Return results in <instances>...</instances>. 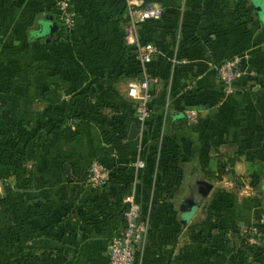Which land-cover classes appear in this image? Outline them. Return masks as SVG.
I'll use <instances>...</instances> for the list:
<instances>
[{
  "label": "crops",
  "instance_id": "crops-1",
  "mask_svg": "<svg viewBox=\"0 0 264 264\" xmlns=\"http://www.w3.org/2000/svg\"><path fill=\"white\" fill-rule=\"evenodd\" d=\"M56 2L0 0V194L10 185L27 244L60 249L63 264H107L131 193L149 223L132 264H241L236 236L264 223V11L247 18L253 0H136L163 13L132 23L126 0H71L74 25L61 31ZM132 40L157 49L145 65L153 80L143 123L126 94L141 77L121 54ZM243 51L247 73L226 94L215 66ZM70 101L88 116L41 135ZM227 142L236 161L222 172L211 149ZM19 153L28 157L17 179L7 162ZM93 160L111 172L100 188L85 180ZM241 174L256 182L249 193L234 186ZM200 179L212 187L192 207ZM218 227L229 238L222 250L210 237ZM18 248L0 229V264Z\"/></svg>",
  "mask_w": 264,
  "mask_h": 264
},
{
  "label": "built area",
  "instance_id": "built-area-1",
  "mask_svg": "<svg viewBox=\"0 0 264 264\" xmlns=\"http://www.w3.org/2000/svg\"><path fill=\"white\" fill-rule=\"evenodd\" d=\"M126 1L131 18L134 16L138 20L151 19L159 17L163 13V7L159 5L136 8V0ZM70 3L71 0H57L56 2L58 19L66 29H70L74 25V13L70 10ZM131 42L135 48L136 58L140 62L142 73L140 79L128 83L126 94L133 101L135 118L143 123L150 114L148 105L150 98L149 84L153 80L146 72L145 65L157 49L152 45L144 46L137 40ZM248 58L249 53L243 51L230 56L215 66L217 76L226 94L232 93L234 82L247 73L245 66ZM172 61L175 62L176 59L172 58ZM184 116L187 121L193 122L197 118V112L187 110L184 112ZM138 166H143V163L138 162ZM110 175L109 168L99 161L93 160L86 170L85 180L91 187L100 188L107 183ZM123 201L127 204V208L123 212L124 224L119 233L111 238L107 264H132L136 252L142 248L148 233L149 223L141 217L133 195L131 193L125 194ZM243 231L249 234L248 243L259 244L258 239L255 237L256 230L254 227H248Z\"/></svg>",
  "mask_w": 264,
  "mask_h": 264
},
{
  "label": "trees",
  "instance_id": "trees-1",
  "mask_svg": "<svg viewBox=\"0 0 264 264\" xmlns=\"http://www.w3.org/2000/svg\"><path fill=\"white\" fill-rule=\"evenodd\" d=\"M249 13L251 15H258L256 8L253 5L249 11H246L245 16L247 17ZM241 17L243 19V16ZM247 18L245 20H247ZM242 22L244 21L242 20ZM56 29L61 31L67 30L60 21L58 23V27L56 26ZM134 50L135 49L133 45H123L121 54L122 57L124 56V60L127 59L132 64L134 67L133 72L135 74L141 75L140 64L136 59ZM75 103L76 102L71 103V101L68 103L61 119L46 120L43 123L41 129H39L40 133L42 129H46V133L41 135L49 136L56 134L60 130L66 131L65 126L68 120L84 118V116H88L87 112L77 108ZM93 112L96 113L95 111ZM36 147L37 145L35 148ZM233 150L234 145H232L230 142L219 144L211 149V154L217 159V166L220 171L225 172L227 166H232L235 163L236 157H231V155L228 153L232 152ZM27 157L28 156H26L25 153H19L17 155H13L7 162L8 170H10V172L17 179L20 177L22 172L21 165L25 162ZM11 192L10 185L5 184L3 194H0V229L6 230L10 235L11 240L16 243L19 248L17 254L6 259L3 264H63L65 259L62 258V251L60 249H40L37 246L27 244L28 238L25 234L24 217L20 214L17 203L12 200ZM260 195V202L264 205L263 196L262 194ZM213 211L214 209L212 207L206 210V222L212 221ZM251 226L256 230L255 237L258 239L259 244L248 243L247 238L249 234L248 232L244 231L240 238L239 245L233 249L234 257L241 264H250L251 261L264 254V223H253ZM248 227L250 226H247V228ZM210 237L215 239V248L217 250L230 247L226 229L218 227L215 235H211Z\"/></svg>",
  "mask_w": 264,
  "mask_h": 264
},
{
  "label": "water",
  "instance_id": "water-1",
  "mask_svg": "<svg viewBox=\"0 0 264 264\" xmlns=\"http://www.w3.org/2000/svg\"><path fill=\"white\" fill-rule=\"evenodd\" d=\"M263 0H253V5L256 8V11L260 17H262L260 14H263V5H262ZM51 26L54 25L53 23L50 24ZM138 134V129L135 127L134 124L131 125L130 130H129V138H135L136 135ZM196 188L193 192V197L191 199V206L192 207H197L199 206L202 201L206 198L207 194L209 193L212 185L206 181V180H197L196 181Z\"/></svg>",
  "mask_w": 264,
  "mask_h": 264
},
{
  "label": "rangeland",
  "instance_id": "rangeland-1",
  "mask_svg": "<svg viewBox=\"0 0 264 264\" xmlns=\"http://www.w3.org/2000/svg\"><path fill=\"white\" fill-rule=\"evenodd\" d=\"M260 15L262 16L263 14ZM234 186L236 188H240L243 193H249L256 186V182L253 180L252 182H250L249 176H244L243 174H241L238 177H235ZM262 188L264 189V184L262 185ZM239 236L241 237L242 235H237L236 238H238Z\"/></svg>",
  "mask_w": 264,
  "mask_h": 264
}]
</instances>
